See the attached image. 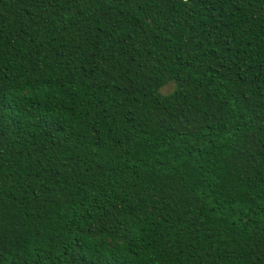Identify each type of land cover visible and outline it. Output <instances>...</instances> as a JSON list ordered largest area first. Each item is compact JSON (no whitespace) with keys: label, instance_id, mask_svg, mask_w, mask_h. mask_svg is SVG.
<instances>
[{"label":"trees","instance_id":"1","mask_svg":"<svg viewBox=\"0 0 264 264\" xmlns=\"http://www.w3.org/2000/svg\"><path fill=\"white\" fill-rule=\"evenodd\" d=\"M0 264H264V0H0Z\"/></svg>","mask_w":264,"mask_h":264},{"label":"rangeland","instance_id":"2","mask_svg":"<svg viewBox=\"0 0 264 264\" xmlns=\"http://www.w3.org/2000/svg\"><path fill=\"white\" fill-rule=\"evenodd\" d=\"M173 89H174V85H172V84H169V85H167L164 89H163V93L164 94H168V93H171L172 91H173Z\"/></svg>","mask_w":264,"mask_h":264}]
</instances>
